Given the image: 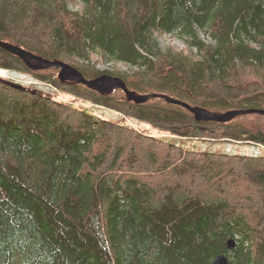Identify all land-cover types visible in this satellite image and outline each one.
I'll return each mask as SVG.
<instances>
[{
    "label": "trees",
    "instance_id": "obj_1",
    "mask_svg": "<svg viewBox=\"0 0 264 264\" xmlns=\"http://www.w3.org/2000/svg\"><path fill=\"white\" fill-rule=\"evenodd\" d=\"M162 31L197 52L161 51ZM0 40L69 61L86 79L117 76L137 94L211 113L264 109V0H0ZM88 47L136 68L90 70ZM0 68L173 136L0 81V264H209L220 253L264 264V154L188 145L264 146V115L196 120L159 96L136 103L121 88L59 82L57 67L32 70L1 46Z\"/></svg>",
    "mask_w": 264,
    "mask_h": 264
},
{
    "label": "rangeland",
    "instance_id": "obj_2",
    "mask_svg": "<svg viewBox=\"0 0 264 264\" xmlns=\"http://www.w3.org/2000/svg\"><path fill=\"white\" fill-rule=\"evenodd\" d=\"M68 5H69V8H71V9H78L79 6L81 5V2L78 1V5H73L72 3H68ZM200 34H201L200 37L202 39L207 40V41H211V38L208 37L204 31H202ZM155 40L158 44V48L161 51H165V49L168 47V45H172L176 49L185 48L188 51H190L192 54H195L197 52V50L195 48L187 47V45L181 39H179L177 37L176 33H174V32H172V33L164 32L163 33V31H162V33H156V39ZM88 49H89L88 53L91 56V60L89 63L90 70H104V71L110 72V71H113L114 68H118L120 70H123V69L124 70H133L136 68V67H132L128 63H122L120 61H116L109 56L99 55L95 51H93L92 48H90V47H88ZM61 61H64V60H61ZM75 61L76 62H73L75 66H79V63L80 64L82 63V59H80V58H76ZM64 62L71 64V66L73 65L69 61L67 62L65 60ZM32 63H35V62H32ZM72 67H74V66H72ZM74 68H76V67H74ZM58 71H59V68L57 67L56 69L50 70V74L51 75L54 74L53 77L55 76L59 82L69 81V80H60L58 77ZM42 72H43V74L46 73V71H42ZM19 73L20 72H15V74H14L15 79H18V80L20 79L18 77ZM53 77H51V78H53ZM43 81H40V80L34 78V79H32V82L27 83L29 85H26V86H29L31 89H34V93L37 90L42 95H46L49 97L52 96V98H54L55 101L70 103L73 106L81 107V108L85 109L86 111H88L90 114L97 116L99 118H103V119L109 120V121H118V122L123 121L124 123H122V124L133 126L134 130L146 129L149 133L153 134L155 137L173 138L172 135H170L166 132H162V131L157 132V130L153 129L152 127H149L144 122H141L137 119H133V118H129V117L125 118L118 111L107 108L105 106L94 104L91 100H86L82 97L73 95L69 92H65L66 88L61 89L57 85L52 84L50 81H47V80H43ZM23 82L26 83L25 78H23ZM202 141H204V140H202ZM188 145H189V147L193 146L195 148H200V149H204V150L207 149V150L226 151V152H230L233 154L234 153H239V154L248 153L249 155H255L256 153L264 154V146L263 145L252 144V145L248 146V145H243L242 142H240V143L209 142V141L200 142V141L194 140V141H189ZM236 191L241 192L239 190H236ZM234 192H235L234 190L229 191V193H234Z\"/></svg>",
    "mask_w": 264,
    "mask_h": 264
},
{
    "label": "water",
    "instance_id": "obj_3",
    "mask_svg": "<svg viewBox=\"0 0 264 264\" xmlns=\"http://www.w3.org/2000/svg\"><path fill=\"white\" fill-rule=\"evenodd\" d=\"M0 46L3 49L7 50L8 52L19 57L32 70L46 69L49 67H58L59 68L58 77L60 80H75L79 83L85 84L88 88L92 90L102 93L110 92L114 88H121L123 92L126 94L127 98L130 101L136 103H142L148 98L159 96L166 99L169 102H172L174 104H179L184 108L188 109L190 112L194 114L196 120L227 122L231 120L233 117L245 113H257L264 115V109H258V108L234 109L224 113H211L209 110L205 108L191 107L187 103L169 97L165 94H159V93L137 94L133 91L128 90L122 79H120L117 76L100 74L99 76L93 79H86L83 77L82 73L78 69L72 67L70 64L64 61L50 60L43 58L39 55H36L32 52L25 50L20 46L14 45L12 43L3 40H0ZM32 62H35L36 64H32ZM0 81L3 84H6L16 89H22V90L27 89L26 86L3 79L1 77H0ZM32 92H34V90H32ZM235 245H236V240L234 238L229 237L226 240V246L228 250H233L235 248ZM209 264H228V256L225 253H220Z\"/></svg>",
    "mask_w": 264,
    "mask_h": 264
},
{
    "label": "built area",
    "instance_id": "obj_4",
    "mask_svg": "<svg viewBox=\"0 0 264 264\" xmlns=\"http://www.w3.org/2000/svg\"><path fill=\"white\" fill-rule=\"evenodd\" d=\"M15 72L14 71H9V70H6V69H1L0 70V75L2 77H8V78H11V79H14V80H18V79H15V76H14ZM19 77V76H18ZM20 79L18 81H23V78L26 79V77L24 75H21L19 77Z\"/></svg>",
    "mask_w": 264,
    "mask_h": 264
},
{
    "label": "bare ground",
    "instance_id": "obj_5",
    "mask_svg": "<svg viewBox=\"0 0 264 264\" xmlns=\"http://www.w3.org/2000/svg\"><path fill=\"white\" fill-rule=\"evenodd\" d=\"M162 35V34H161ZM7 41V40H6ZM249 95V94H248ZM230 97V96H229ZM16 110V109H15ZM189 117V116H188ZM254 121V120H253ZM215 141V140H214ZM184 144V143H183ZM209 145V144H208ZM207 145V146H208ZM244 145V144H243ZM249 146V145H248ZM254 147V146H253ZM255 149V148H254ZM259 149V148H258ZM223 153V152H222ZM234 167V166H233ZM255 182V181H254ZM260 199V198H259ZM221 235V234H220Z\"/></svg>",
    "mask_w": 264,
    "mask_h": 264
},
{
    "label": "flooded vegetation",
    "instance_id": "obj_6",
    "mask_svg": "<svg viewBox=\"0 0 264 264\" xmlns=\"http://www.w3.org/2000/svg\"><path fill=\"white\" fill-rule=\"evenodd\" d=\"M32 64H36V63H32Z\"/></svg>",
    "mask_w": 264,
    "mask_h": 264
}]
</instances>
